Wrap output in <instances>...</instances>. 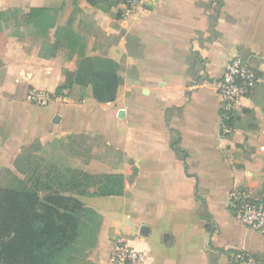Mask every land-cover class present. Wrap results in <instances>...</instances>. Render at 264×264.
Returning a JSON list of instances; mask_svg holds the SVG:
<instances>
[{"label":"crops","instance_id":"obj_1","mask_svg":"<svg viewBox=\"0 0 264 264\" xmlns=\"http://www.w3.org/2000/svg\"><path fill=\"white\" fill-rule=\"evenodd\" d=\"M37 1L26 15L31 32L22 21L0 28V171H14L34 142L100 136L118 158L81 169L122 181L112 194H100L101 183L76 195L100 220L87 263L110 264L123 236L144 253L141 264H235L230 251L243 249L264 264V234L229 208L233 194L264 197V0H146L127 17L119 0ZM231 55L259 81L222 135ZM87 59L117 64L112 101L77 82L47 105L27 100L29 88L56 94Z\"/></svg>","mask_w":264,"mask_h":264},{"label":"trees","instance_id":"obj_2","mask_svg":"<svg viewBox=\"0 0 264 264\" xmlns=\"http://www.w3.org/2000/svg\"><path fill=\"white\" fill-rule=\"evenodd\" d=\"M221 1L216 0L218 3ZM3 17L4 13L0 11V21ZM116 68L117 64L110 59H87L72 75V79L67 76L56 95L77 82L90 84L91 93L98 101H112L121 82ZM236 116L232 119V125ZM36 143L39 142L24 147L17 155V170L20 160L24 159L23 155ZM105 177L117 184L122 181L120 175L106 174ZM91 178L89 173L73 169L67 188L44 195L38 188L30 187L17 177L16 185L0 187V264H73L71 252L84 229L88 228L86 220H97L96 212L76 196L90 194ZM98 191L100 194H112L116 189L101 185ZM256 201L264 203V197ZM240 251H230L233 262L234 255ZM63 258L65 260L62 262Z\"/></svg>","mask_w":264,"mask_h":264},{"label":"rangeland","instance_id":"obj_3","mask_svg":"<svg viewBox=\"0 0 264 264\" xmlns=\"http://www.w3.org/2000/svg\"><path fill=\"white\" fill-rule=\"evenodd\" d=\"M38 2L37 0H0V8L5 11L3 12L4 17L0 21V28L3 25L6 27L7 32H11L15 28L14 23L22 21L23 34L31 32L30 27L26 24L28 21L26 15H28L29 6ZM57 6L56 8H58ZM56 16L59 18V14H56ZM64 16L66 15L64 14ZM54 21L57 22L59 19L57 20L56 17ZM43 22L44 20L42 19ZM1 63L0 61V65ZM112 153H108L103 139L97 135H77L71 138L55 137L51 142L44 145L36 143L30 151L23 155L22 158L24 159L19 162V170L16 168L14 171L1 170L0 187L16 185L17 177L25 181L30 187L38 188L41 191V195L52 191H61L67 188L71 170L82 171L81 168L90 161L89 159L94 158L92 161L100 162V156L115 162L118 157L115 153H113L115 156H111L110 154ZM105 171L102 173H91L90 182L94 185L102 183V185L111 186V184H114L112 180L105 177L107 174ZM86 223L88 228L84 229L78 243L71 252V256L74 258L73 264H89L86 258L93 249L97 239L100 223L98 215L96 221L87 219ZM64 260L65 258H63L62 262Z\"/></svg>","mask_w":264,"mask_h":264},{"label":"built area","instance_id":"obj_4","mask_svg":"<svg viewBox=\"0 0 264 264\" xmlns=\"http://www.w3.org/2000/svg\"><path fill=\"white\" fill-rule=\"evenodd\" d=\"M146 0H120L122 16H129L140 8ZM259 81L255 70L243 61L239 55L228 57L220 84L221 112L220 132L228 135L233 130L232 119L237 114L242 98L251 94ZM67 89L63 88L59 95H53L41 90L29 88L27 100L33 104L44 106L53 98H64ZM249 192L233 194L229 201V208L245 225L264 234V203L257 202ZM144 253L131 246L125 237L118 236L113 245L110 257L111 264H141ZM237 264H256L254 254L242 250L234 255Z\"/></svg>","mask_w":264,"mask_h":264}]
</instances>
